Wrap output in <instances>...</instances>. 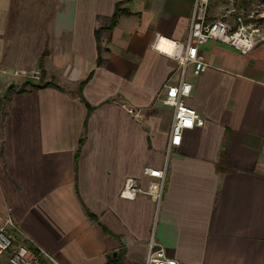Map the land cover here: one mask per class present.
<instances>
[{"label":"crops","instance_id":"1","mask_svg":"<svg viewBox=\"0 0 264 264\" xmlns=\"http://www.w3.org/2000/svg\"><path fill=\"white\" fill-rule=\"evenodd\" d=\"M50 1L42 52L7 35L25 31L12 15L43 32L39 10L0 0V224L10 215L18 239L62 264H143L152 229L178 264H264V41L246 52L200 46L206 67L188 69L185 102L204 122L168 154L156 208L148 195L119 191L129 175L146 187L142 168L165 162L172 107L157 97L178 65L154 43L185 38L196 0ZM118 1L123 11L107 27ZM41 56L56 86L17 85L5 99ZM125 106L147 115L136 120Z\"/></svg>","mask_w":264,"mask_h":264},{"label":"built area","instance_id":"2","mask_svg":"<svg viewBox=\"0 0 264 264\" xmlns=\"http://www.w3.org/2000/svg\"><path fill=\"white\" fill-rule=\"evenodd\" d=\"M206 0H196L189 27L183 40L167 39L170 49L158 47L161 36L156 38L154 45L173 58L178 65V78L174 82L163 84L161 99L172 107V117L166 146L165 162L160 167L144 166L142 173L148 177L146 187L141 185L139 178L126 176L119 191V196L134 199L139 194L148 195L158 208L166 187L167 157L172 148L179 145L185 129L200 126L204 122L202 114L185 102L191 90V82L186 79L190 68L193 74L200 73L206 62L200 46L208 40L225 43L240 52H246L254 45L264 41V29L256 21H245L241 14L234 17L231 24L226 14L212 19L205 16ZM126 111L136 120L142 118V111L136 106H125ZM18 226L10 215L3 217L0 224V256L7 254L8 264H36L39 257L49 264H62L51 253L40 246L31 249L30 240L18 239ZM143 264H178V260L166 254L164 247L155 237L154 229L147 238V251Z\"/></svg>","mask_w":264,"mask_h":264},{"label":"rangeland","instance_id":"3","mask_svg":"<svg viewBox=\"0 0 264 264\" xmlns=\"http://www.w3.org/2000/svg\"><path fill=\"white\" fill-rule=\"evenodd\" d=\"M218 6L220 8L219 15L226 14V19L232 24L234 22V17L238 14H241L243 16V19L245 21H251L254 20L257 22V24L264 29V0H206V9H210V7ZM28 9V10H34L37 9L40 12V27L44 29L43 32L39 31L38 34L30 32V28L32 24L30 17H22V18H15L13 15L10 17V21L13 19L21 20L22 28L21 30L25 31L22 33L14 32L13 30L8 32V38L11 40L13 39H21L26 42L27 46H37L38 51H45L46 47L42 48L44 44H46L48 33L46 31L45 25L47 24V20L49 18V11L51 9V1L50 0H14L12 9L18 10V9ZM35 14V13H34ZM217 15V16H219ZM215 16V17H217ZM214 17L207 16L206 19H212ZM17 22V21H16ZM35 26H32V28ZM44 43V44H43ZM20 80L17 81L15 86L20 85L23 80L26 77H29L33 79L34 81H38L40 77V69L37 72H24L21 73L19 76ZM26 86H29L26 85ZM158 100L164 104L163 100L161 99V96L157 97ZM144 115H147V112L142 111V117L144 118Z\"/></svg>","mask_w":264,"mask_h":264},{"label":"trees","instance_id":"4","mask_svg":"<svg viewBox=\"0 0 264 264\" xmlns=\"http://www.w3.org/2000/svg\"><path fill=\"white\" fill-rule=\"evenodd\" d=\"M121 1H118L115 3V7H114V11L112 13V15L110 16V21H109V24L107 27H110L112 26L116 19H117V16L118 14H120L123 10L120 9L119 5H120ZM95 36H96V40L98 41L99 39V29H96L95 30ZM98 47V56H97V63L100 64L101 63V57L99 55V51H100V48H99V45L97 46ZM41 60H42V56L40 57V60H39V67H40V77H39V80L38 81H34L33 79L29 78V77H26L23 82L20 84L18 90H25L26 88V85H30V86H33V87H42V86H47V85H55L56 84L53 82L52 79H49V80H45L44 79V71L43 69L41 68ZM84 81H81V84L83 83ZM15 84L13 82H11L7 88H6V92H5V95H4V98L5 99H8L10 94L15 91Z\"/></svg>","mask_w":264,"mask_h":264},{"label":"bare ground","instance_id":"5","mask_svg":"<svg viewBox=\"0 0 264 264\" xmlns=\"http://www.w3.org/2000/svg\"><path fill=\"white\" fill-rule=\"evenodd\" d=\"M158 45L160 46V47H162V48H164V46H163V42H158ZM171 46V45H170ZM164 49H167V48H164ZM170 49V48H169Z\"/></svg>","mask_w":264,"mask_h":264}]
</instances>
